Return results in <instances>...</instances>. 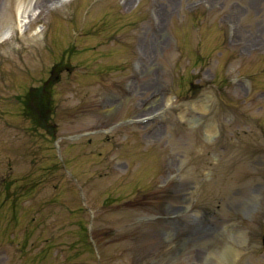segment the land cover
Masks as SVG:
<instances>
[{
    "label": "rangeland",
    "instance_id": "374dc122",
    "mask_svg": "<svg viewBox=\"0 0 264 264\" xmlns=\"http://www.w3.org/2000/svg\"><path fill=\"white\" fill-rule=\"evenodd\" d=\"M40 6L0 0V264H264V0Z\"/></svg>",
    "mask_w": 264,
    "mask_h": 264
},
{
    "label": "flooded vegetation",
    "instance_id": "af4514ba",
    "mask_svg": "<svg viewBox=\"0 0 264 264\" xmlns=\"http://www.w3.org/2000/svg\"><path fill=\"white\" fill-rule=\"evenodd\" d=\"M37 107L40 109V110H42V105H48L49 104V100H48V98L46 97V98H40V97H37ZM35 130H36V128H35ZM43 131L45 132V131H48L46 128H45V130L43 129ZM0 186H3V184H0ZM5 188V187H4ZM27 193H28V191H27V189H25V191L23 190L22 191V195L23 196H25V195H27ZM20 196V197H23V196ZM19 195L18 194H13V196H12V198H16V197H18ZM175 211V210H174ZM177 211V210H176ZM211 216H213L212 214H211ZM196 222H198L197 220H196V218L194 217V220H193V224H196Z\"/></svg>",
    "mask_w": 264,
    "mask_h": 264
},
{
    "label": "bare ground",
    "instance_id": "6f19581e",
    "mask_svg": "<svg viewBox=\"0 0 264 264\" xmlns=\"http://www.w3.org/2000/svg\"><path fill=\"white\" fill-rule=\"evenodd\" d=\"M56 1L57 2H55V0H42V6H40L39 8L42 11H44V10H47L49 6H52V5L57 4V3H62V0H56ZM22 14H23V5H22V3H20L19 8H18V15L20 17H22Z\"/></svg>",
    "mask_w": 264,
    "mask_h": 264
},
{
    "label": "trees",
    "instance_id": "16d2710c",
    "mask_svg": "<svg viewBox=\"0 0 264 264\" xmlns=\"http://www.w3.org/2000/svg\"><path fill=\"white\" fill-rule=\"evenodd\" d=\"M44 91H47L46 88H41L38 93H36L35 95L37 97H40V98H46V95H47V92L44 94ZM30 100H31V97H30ZM26 106H28V102H26Z\"/></svg>",
    "mask_w": 264,
    "mask_h": 264
},
{
    "label": "water",
    "instance_id": "95a60500",
    "mask_svg": "<svg viewBox=\"0 0 264 264\" xmlns=\"http://www.w3.org/2000/svg\"><path fill=\"white\" fill-rule=\"evenodd\" d=\"M263 242H264V237H263Z\"/></svg>",
    "mask_w": 264,
    "mask_h": 264
}]
</instances>
